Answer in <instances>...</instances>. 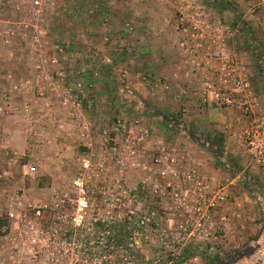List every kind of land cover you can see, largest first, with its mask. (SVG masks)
<instances>
[{
  "label": "rangeland",
  "instance_id": "1",
  "mask_svg": "<svg viewBox=\"0 0 264 264\" xmlns=\"http://www.w3.org/2000/svg\"><path fill=\"white\" fill-rule=\"evenodd\" d=\"M49 5L0 49V264H264V0Z\"/></svg>",
  "mask_w": 264,
  "mask_h": 264
},
{
  "label": "crops",
  "instance_id": "2",
  "mask_svg": "<svg viewBox=\"0 0 264 264\" xmlns=\"http://www.w3.org/2000/svg\"><path fill=\"white\" fill-rule=\"evenodd\" d=\"M8 1L10 3H12V8L15 12H25L23 11L24 8L23 6H21V3L19 2V0H0V5L5 2ZM17 8H19L20 10H18ZM56 6H50L47 7L44 11H49V13H53L54 11L56 12ZM39 16V15H38ZM21 17L24 18V15H21ZM21 18L20 20L14 19L13 21H10L6 18H4L2 16V12L0 11V49L4 48V49H16L14 42L12 40V36L11 34L8 32L12 31V32H20V30L24 29V30H31L33 28V26L37 27L40 24L38 22H36L37 17L34 19V23L33 22H28L27 20ZM25 38V35H24ZM24 38L22 37V39L24 40ZM25 42V41H24ZM27 45V43H26ZM33 46V45H32ZM20 47H23V44H21ZM25 51V50H24ZM25 53V52H24ZM5 61V60H4ZM24 62H26L27 65H31V61L29 62V60H25ZM2 65V63H0ZM6 64H10V63H6ZM5 65V64H4ZM2 65V66H4ZM36 68H32L31 71V75L34 74L35 79L38 82V86H39V81L42 77V74L39 73L38 71L35 70ZM29 72V71H28ZM14 73H4L3 71H0V110L4 111L7 107V109L12 108V106L14 105L12 101H8V95L7 93H14L16 90L25 93L24 91H26V88L28 87V81L26 80V78L22 77L21 75H16L13 76ZM12 79V80H11ZM14 79V80H13ZM15 82V81H19L18 85H15L14 87H10V85H7L6 81L11 82V81ZM10 84V83H9Z\"/></svg>",
  "mask_w": 264,
  "mask_h": 264
},
{
  "label": "built area",
  "instance_id": "3",
  "mask_svg": "<svg viewBox=\"0 0 264 264\" xmlns=\"http://www.w3.org/2000/svg\"><path fill=\"white\" fill-rule=\"evenodd\" d=\"M8 2V1H5ZM21 6H23L26 13L36 16L39 20V16L44 12V10L49 6H45V0H19ZM20 10L19 8H17ZM22 12V11H19ZM39 15V16H38ZM33 28L39 29L40 25ZM27 43L28 40L24 39ZM33 44H39V37L36 36L33 38ZM249 135V145H250V152L253 157L256 159L258 163H264V124H257L254 128L248 131ZM35 171V168L32 169V172Z\"/></svg>",
  "mask_w": 264,
  "mask_h": 264
},
{
  "label": "trees",
  "instance_id": "4",
  "mask_svg": "<svg viewBox=\"0 0 264 264\" xmlns=\"http://www.w3.org/2000/svg\"><path fill=\"white\" fill-rule=\"evenodd\" d=\"M2 226H3V223H2L1 220H0V235L3 234Z\"/></svg>",
  "mask_w": 264,
  "mask_h": 264
}]
</instances>
